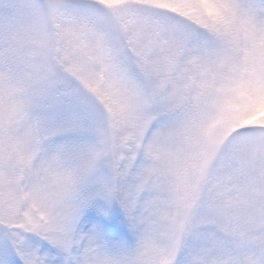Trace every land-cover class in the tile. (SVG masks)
<instances>
[{
  "label": "snow or ice",
  "instance_id": "snow-or-ice-1",
  "mask_svg": "<svg viewBox=\"0 0 264 264\" xmlns=\"http://www.w3.org/2000/svg\"><path fill=\"white\" fill-rule=\"evenodd\" d=\"M0 264H264V0H0Z\"/></svg>",
  "mask_w": 264,
  "mask_h": 264
}]
</instances>
